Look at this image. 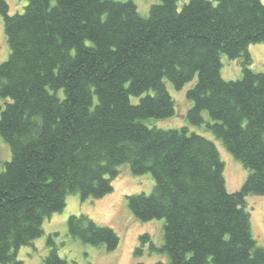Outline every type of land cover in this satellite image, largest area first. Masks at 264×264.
Segmentation results:
<instances>
[{
    "label": "trees",
    "instance_id": "16d2710c",
    "mask_svg": "<svg viewBox=\"0 0 264 264\" xmlns=\"http://www.w3.org/2000/svg\"><path fill=\"white\" fill-rule=\"evenodd\" d=\"M178 2L158 0L141 15L133 0H27L10 14L0 0L9 50L0 62V138L10 150L0 169V264H23L17 250L42 234L66 196H105L124 163L154 181L150 193L126 196L131 214L163 219L162 243L142 233L135 255L148 244L166 256L153 264H264L246 203L264 195V72L251 69L248 51L264 42V3ZM222 55L239 59L240 78L221 76ZM165 80L176 90L194 80L186 119L204 124L247 170L239 189L227 190L212 140L149 123L175 114ZM67 232L106 251L119 244L84 213L68 217ZM43 263L66 260L52 246Z\"/></svg>",
    "mask_w": 264,
    "mask_h": 264
},
{
    "label": "rangeland",
    "instance_id": "374dc122",
    "mask_svg": "<svg viewBox=\"0 0 264 264\" xmlns=\"http://www.w3.org/2000/svg\"><path fill=\"white\" fill-rule=\"evenodd\" d=\"M141 15H146L151 4L158 0H133ZM187 0H179L181 8ZM264 3V0H261ZM9 13L22 12L27 0H6ZM8 45L3 32V23L0 15V62L8 55ZM251 54V69L264 72V42L251 43L248 46ZM221 76L224 79H237L241 77L239 59L221 57ZM195 80V79H194ZM194 80L186 83L182 89L176 90L172 84L165 80L166 87L175 100V114L166 119L150 120L158 127L176 128L188 126L192 131L204 135L212 140L219 149L224 161V177L228 191L239 189L244 181L247 170L234 159L223 147L220 140L208 131L204 124L193 126L186 119V111L192 102L186 98V90L191 87ZM137 102L138 97H131ZM205 121H210L206 111L203 112ZM10 158L8 146L0 138V169L2 162ZM119 173L112 180L113 190L101 198L88 197L82 200L77 193L66 196L65 206L60 212H54L42 224V234L35 238L30 245L21 246L17 250L18 259L23 264H44L43 259L52 246L56 247L58 255L66 260V264H153L157 260H165L166 256L148 250L145 244L141 254L135 255L134 250L139 245V235L148 233L155 245L162 243L163 219H152L141 222L134 218L126 205V196L134 193H150L154 181L149 172L143 174L131 173L128 164L118 167ZM250 213L251 231L257 244L264 248V195H249L246 198ZM84 213L98 224L108 225L119 237V244L115 250L106 251L103 247L92 246L73 239L67 232V219L70 215ZM48 238L52 244H48Z\"/></svg>",
    "mask_w": 264,
    "mask_h": 264
}]
</instances>
